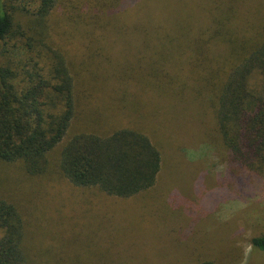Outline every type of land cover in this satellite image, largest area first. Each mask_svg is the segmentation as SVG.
I'll list each match as a JSON object with an SVG mask.
<instances>
[{"label":"trees","instance_id":"1","mask_svg":"<svg viewBox=\"0 0 264 264\" xmlns=\"http://www.w3.org/2000/svg\"><path fill=\"white\" fill-rule=\"evenodd\" d=\"M253 1L210 0V24L181 36L161 0H0V264H44L25 190H152L163 154L145 130L169 105L214 109L226 156L213 140L198 154L214 153L220 183H241L233 168L264 169V9L245 11ZM150 4L153 16L128 31ZM251 244L264 250V235Z\"/></svg>","mask_w":264,"mask_h":264},{"label":"rangeland","instance_id":"2","mask_svg":"<svg viewBox=\"0 0 264 264\" xmlns=\"http://www.w3.org/2000/svg\"><path fill=\"white\" fill-rule=\"evenodd\" d=\"M209 1L161 0L160 5L170 12L166 18L169 31L200 35L215 12ZM153 5L132 12L128 31L136 29L141 15L153 16ZM258 9H264V0H254L245 11L253 14ZM161 114L160 124L151 119L145 130L163 154L160 180L152 190L125 199L96 189L81 191L69 182H62L57 192L48 184L24 191L20 202L30 222L29 231L37 233L32 252L39 261L264 264V250L251 244L253 237L264 235V169L242 173L233 168L235 177L243 176L242 184L232 176L231 182L220 183L214 153L198 154L213 140L220 159L226 156L214 109L199 101L192 107L169 105ZM14 189H6L11 198L19 193ZM40 190L42 200L36 197ZM49 190L54 197H47Z\"/></svg>","mask_w":264,"mask_h":264}]
</instances>
